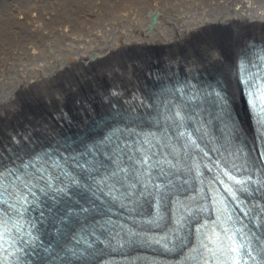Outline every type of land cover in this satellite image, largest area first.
<instances>
[{
    "label": "bare ground",
    "instance_id": "6f19581e",
    "mask_svg": "<svg viewBox=\"0 0 264 264\" xmlns=\"http://www.w3.org/2000/svg\"><path fill=\"white\" fill-rule=\"evenodd\" d=\"M258 33L264 0H0V135L38 113L44 99H80L90 82L115 75L111 63L131 79L135 64L168 52L169 60L184 56L221 80L252 136L236 56L239 39ZM82 125L77 117L60 131L74 135Z\"/></svg>",
    "mask_w": 264,
    "mask_h": 264
},
{
    "label": "snow or ice",
    "instance_id": "6c2138e0",
    "mask_svg": "<svg viewBox=\"0 0 264 264\" xmlns=\"http://www.w3.org/2000/svg\"><path fill=\"white\" fill-rule=\"evenodd\" d=\"M244 83L247 86L246 80ZM216 95L221 101L224 100L219 92H217ZM248 95L250 97L249 104L252 106L254 112H256L257 115L264 114V90L261 91L256 99L251 98L253 96L251 91H249ZM164 119L176 125L177 135L179 137H185L187 135L188 141L193 145L195 144L191 133L179 130L185 127V116L179 108L166 115ZM258 122L264 123V116H261V120ZM110 139L111 137H106V140ZM151 147L152 142L147 139L143 142L138 141L134 150L132 146L127 143L117 144L112 149L111 155H108V159L112 161L114 166L113 169L108 175L98 180L97 183L106 184L108 180H119L121 177L126 178L129 174H134L137 178L146 176L149 179L143 184V187L145 190L149 187L154 188L158 201L162 200L167 194L168 184L152 182L151 177L153 171L159 167V161L154 160L155 154L151 152ZM125 148L131 153L127 156V164L124 163L122 156ZM94 150L95 146L89 149L90 152ZM41 159L42 157H36V161H40ZM89 163L90 162H85V164H81L79 167L87 171H92L93 169L88 167ZM52 166L60 167L61 165L58 161H54ZM22 167V172L18 169H0V248H2L6 232L9 231L7 227L8 221L5 219V216L13 220L22 218L24 213L29 210V206L35 202V190L38 189L40 193L47 195V190L53 189V177L46 168L38 167L37 163L33 162L26 163ZM246 168L247 162L245 164V169ZM160 173L163 174L162 169H160ZM228 176L235 184L241 186V190L247 191V188L243 186L251 181L250 176L247 181L237 180L236 177L231 174H228ZM40 181L44 183L41 184ZM72 184L79 185L80 181L78 179H73ZM130 187L135 186L131 185ZM53 190L58 193H66V188L64 187H57ZM226 191L235 198L231 188L226 189ZM29 196L33 199L29 200ZM227 220H231L230 215L227 216V219L223 223H227ZM236 232L241 234L240 239H237L236 233L228 227H223L222 236L213 229L211 235L208 236L213 247L209 248L207 244L203 243L201 247L205 249L207 253H211L212 257L217 261V264H242L245 257L256 262V264H264V259L258 260L261 253H264V241H260L259 247H254L252 238H249L248 233H244L242 229H237ZM255 238L259 241V237ZM89 247H91V245H89ZM193 251L200 252V249L196 248L193 249ZM253 253H255V255ZM204 264H207L206 258L204 259Z\"/></svg>",
    "mask_w": 264,
    "mask_h": 264
},
{
    "label": "rangeland",
    "instance_id": "374dc122",
    "mask_svg": "<svg viewBox=\"0 0 264 264\" xmlns=\"http://www.w3.org/2000/svg\"><path fill=\"white\" fill-rule=\"evenodd\" d=\"M22 7H23V6H22ZM25 7H26V6H24V8H23L24 10H27V12H30V11H31L29 8H25ZM41 7L44 8V7H45V4L42 3V4H41ZM21 30H23V28H21ZM19 31H20V30H19ZM19 31H18V32H19ZM16 32H17V30H16ZM176 58H181V56H176Z\"/></svg>",
    "mask_w": 264,
    "mask_h": 264
},
{
    "label": "water",
    "instance_id": "95a60500",
    "mask_svg": "<svg viewBox=\"0 0 264 264\" xmlns=\"http://www.w3.org/2000/svg\"><path fill=\"white\" fill-rule=\"evenodd\" d=\"M156 21V16H154V22Z\"/></svg>",
    "mask_w": 264,
    "mask_h": 264
}]
</instances>
